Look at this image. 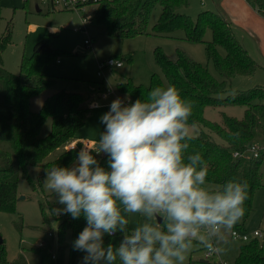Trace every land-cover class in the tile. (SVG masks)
I'll list each match as a JSON object with an SVG mask.
<instances>
[{"label": "trees", "instance_id": "1", "mask_svg": "<svg viewBox=\"0 0 264 264\" xmlns=\"http://www.w3.org/2000/svg\"><path fill=\"white\" fill-rule=\"evenodd\" d=\"M248 1L264 15V0ZM154 4H159L160 15L148 31L146 24ZM188 4V0H101L92 11L91 21L103 24L112 35H170L174 30L182 29L183 39L204 43L206 56L221 79H217L205 65L194 60L184 50L176 48V58L170 59L157 47L154 56L164 79L154 73L145 88L134 86L131 82L121 87L136 100L145 99L154 87L173 85L183 98L194 102L189 122L195 121L197 127L204 129L192 135L188 141V152L199 151L202 154L209 167L207 183L217 185L215 190L229 180L247 183L248 193L244 205L246 217L252 208L256 189L264 185V153L251 157L244 165L241 157H235L233 153L246 150L255 142L256 136L264 140V90L261 86L246 91L234 90L229 87L228 80L235 75L253 73L257 64L236 37L231 22L222 13L203 9L196 18H192L182 10ZM206 27L212 30L211 40L203 37ZM11 31L8 22L0 35V211L5 212L15 211L19 176L29 178L31 167H41L42 173H45L46 169L56 164L65 167L71 165L80 150L77 130L86 123L91 110L80 93L62 89L46 96L39 110H31L30 99L53 86L55 78L41 70L42 58H23L18 73L3 67L2 52L10 42ZM39 45L36 56L45 50L51 51L45 41L39 42ZM230 104L244 106L241 118L221 112V121L218 122L204 116L208 106ZM47 120L50 121L49 128L43 134L42 128ZM213 134L219 136L222 142L216 141ZM72 141H75L76 147L67 149V143ZM60 147L64 151L54 160H45ZM97 159L107 168L106 155H99ZM58 218L57 264H63L64 255L71 244L67 234L72 239L86 220L83 216L72 219L67 214ZM104 243L107 246L109 240L104 238ZM38 253L41 257L39 264H49V246L45 243L38 246ZM84 255L76 251L71 258L68 257V264H82ZM0 264L29 263L21 253L8 259L1 241ZM231 264H264V241L253 237L241 243Z\"/></svg>", "mask_w": 264, "mask_h": 264}, {"label": "clouds", "instance_id": "2", "mask_svg": "<svg viewBox=\"0 0 264 264\" xmlns=\"http://www.w3.org/2000/svg\"><path fill=\"white\" fill-rule=\"evenodd\" d=\"M193 108L173 85L134 102L117 97L100 117L105 128L93 147H82L70 166L45 170L43 185L62 206L51 215L86 220L73 241L85 254L82 264H185L195 247L226 251L245 215L248 185L229 180L217 190L207 187V162L199 151L188 152ZM133 214L142 221L130 228ZM116 233L118 246H105V235Z\"/></svg>", "mask_w": 264, "mask_h": 264}, {"label": "rangeland", "instance_id": "3", "mask_svg": "<svg viewBox=\"0 0 264 264\" xmlns=\"http://www.w3.org/2000/svg\"><path fill=\"white\" fill-rule=\"evenodd\" d=\"M188 1L189 4L182 10L192 18H196L203 9L222 13L231 22L236 37L257 64L253 73L231 77L228 80L229 87L246 91L261 86L264 90V35L252 32L247 26L242 25L244 23L241 20L237 22L227 16L221 5L222 0ZM94 8L95 5L87 6L85 12L59 10L52 9L47 1L42 0H0V35L5 31L8 22L12 30L10 42L2 52L3 67L18 73L23 58L38 60L42 58L41 70L44 74L55 78L53 86L30 99V109L39 110L46 96L61 89L78 92L86 104H96L95 107H91L86 123L77 130V136L81 139L80 149L82 141L87 140L90 146H93L92 141L99 139L100 133L105 128L100 123V117L109 110L114 99L128 96L131 101H135L132 94L123 90L121 86L125 87L126 82H131L134 86L145 88L154 73L163 77L154 56V49L157 47L170 59L176 58V48H180L194 60L205 65L217 79H221L206 56L204 43L183 39L182 29L174 30L170 35L149 33L112 35L107 32L103 24L92 21L82 24L81 17L91 14ZM159 15L160 6L154 4L150 8V17L146 24L148 31L152 29ZM80 25L83 28L77 29ZM203 37L205 40L212 39V30L209 27L205 28ZM84 39L90 40V43L85 44ZM41 41H45L51 51L45 50L37 53L36 56L35 51H39ZM219 51L224 53L222 48H219ZM111 56L120 58L122 65L118 68L105 66L99 69V62ZM221 112L241 118L244 114V106L233 104L208 106L204 110V116L209 120L220 122ZM49 122V120L45 122L42 128L43 134L48 131ZM201 129L204 128L196 126L192 135L197 134ZM213 137L216 141L222 142L219 136L213 134ZM254 140L264 153V140L259 136ZM62 151L64 150L61 147L52 151L45 160H54ZM250 158L251 152L246 151L241 157L242 165L247 164ZM29 172V178L19 176L15 211H0V240L3 242L8 259H13L21 253L29 264L40 263L38 243L43 241L49 246L51 253L49 264H57L59 216H52L50 209L62 206L55 203V195L44 187L45 173H42L41 167H31ZM262 173L264 183L263 169ZM207 187L215 190L217 185L207 183ZM141 221L142 218L138 214H133L130 217L129 227H135ZM85 226L86 223L72 239L67 234L71 244L64 255L63 264H68V257L71 258L77 251L73 249V241ZM234 229L247 233L259 229L263 233L259 239L264 241V185L256 189L251 210ZM104 238L108 239L109 243L118 245L122 234L105 235ZM228 240L229 243L224 246L226 251L222 255L212 254L205 257V249L195 247L185 264H218L219 262L231 264L243 241L233 239L230 234Z\"/></svg>", "mask_w": 264, "mask_h": 264}, {"label": "built area", "instance_id": "4", "mask_svg": "<svg viewBox=\"0 0 264 264\" xmlns=\"http://www.w3.org/2000/svg\"><path fill=\"white\" fill-rule=\"evenodd\" d=\"M42 1H47L51 5L52 9L56 8L59 10H74V11H84L85 12L87 6L96 5L101 0H42ZM91 14H92V12H91ZM91 14H87V15L81 17L82 24H86V23L91 21ZM82 28H83V26L80 25L77 29H82ZM84 43L89 44L90 40L84 39ZM121 65H122V60L120 58L111 56V57H108L107 59L99 62L98 67H99V69H101L105 66L110 67V68H118ZM98 73H99V71H98ZM89 106L95 107L96 104L94 103V104H91ZM82 142L83 143L81 145V148L84 146H87L89 148L93 147V146H90V143L87 140L82 141ZM75 147H76V143H74V142L67 143V145H66L67 149H74ZM246 151L251 152V157H257L260 155L261 146L258 145L256 142H253L252 144L249 145L248 148H246V150L235 151L233 153V155L235 157H242ZM232 233L233 234H230V235L233 239H237V240H240L243 242L248 241L249 239H251L253 237L259 238V237L263 236L262 231L259 229H255L252 233H247L245 231H238V230L233 228ZM50 235H51V233L48 234V236H50ZM44 243L45 242H43V241L39 242L38 246H41ZM212 254L213 253H209L207 250L204 251L205 257H209ZM218 264H227V263L219 262Z\"/></svg>", "mask_w": 264, "mask_h": 264}, {"label": "crops", "instance_id": "5", "mask_svg": "<svg viewBox=\"0 0 264 264\" xmlns=\"http://www.w3.org/2000/svg\"><path fill=\"white\" fill-rule=\"evenodd\" d=\"M221 5L224 13L231 19L237 20V22L241 20L244 23L242 25L247 26L252 32L264 35V15L258 12L250 1L222 0Z\"/></svg>", "mask_w": 264, "mask_h": 264}, {"label": "water", "instance_id": "6", "mask_svg": "<svg viewBox=\"0 0 264 264\" xmlns=\"http://www.w3.org/2000/svg\"><path fill=\"white\" fill-rule=\"evenodd\" d=\"M37 9H38V8H37ZM38 50H39V49H38ZM20 198H21V197H20ZM0 242H1V240H0ZM202 261H205V260L202 259Z\"/></svg>", "mask_w": 264, "mask_h": 264}]
</instances>
